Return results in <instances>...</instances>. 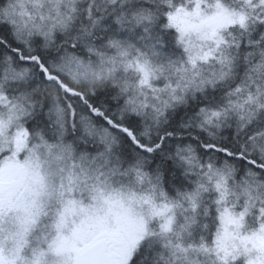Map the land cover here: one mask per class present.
Here are the masks:
<instances>
[{
  "label": "snow or ice",
  "instance_id": "snow-or-ice-1",
  "mask_svg": "<svg viewBox=\"0 0 264 264\" xmlns=\"http://www.w3.org/2000/svg\"><path fill=\"white\" fill-rule=\"evenodd\" d=\"M0 264H264V0H0Z\"/></svg>",
  "mask_w": 264,
  "mask_h": 264
}]
</instances>
